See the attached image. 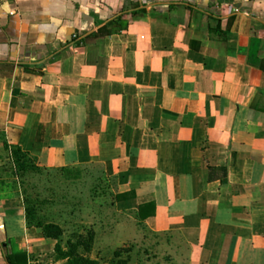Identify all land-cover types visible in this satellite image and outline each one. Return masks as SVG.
<instances>
[{"label":"crops","instance_id":"0c3cea01","mask_svg":"<svg viewBox=\"0 0 264 264\" xmlns=\"http://www.w3.org/2000/svg\"><path fill=\"white\" fill-rule=\"evenodd\" d=\"M4 140L100 165L174 264H264V0H0V168ZM55 243L0 171V264Z\"/></svg>","mask_w":264,"mask_h":264},{"label":"rangeland","instance_id":"374dc122","mask_svg":"<svg viewBox=\"0 0 264 264\" xmlns=\"http://www.w3.org/2000/svg\"><path fill=\"white\" fill-rule=\"evenodd\" d=\"M21 181L38 216L61 227L63 246L70 240L80 254L101 264H174L164 235L156 245L155 236L142 237L124 216L114 214V184L103 176L100 165L28 172ZM180 264H184L182 258Z\"/></svg>","mask_w":264,"mask_h":264},{"label":"trees","instance_id":"16d2710c","mask_svg":"<svg viewBox=\"0 0 264 264\" xmlns=\"http://www.w3.org/2000/svg\"><path fill=\"white\" fill-rule=\"evenodd\" d=\"M101 31L109 34L111 31L105 26L100 28ZM82 43V42H81ZM77 45H81L78 43ZM5 149L8 151V165L0 168V171L5 170L11 173L14 178V183L17 182L19 187H21V192L23 194V203L25 210V219L28 226H34L39 228L44 236L50 237L56 240L53 249V255L55 259H64L66 264H101L97 259H93L84 254H80L77 246H74L70 243V240H67V246L61 244V234L62 229L59 225L47 222L45 223L41 217L37 214V208L35 202H32L30 198L26 195V190L22 188L21 178L28 172H40L48 168H43L38 166L36 157L30 155L28 152L23 151L20 146L15 144H9L6 140L3 142ZM129 195V194H128ZM131 195V194H130ZM127 194H119L112 192V200L121 199L126 197ZM113 203V201H112ZM148 205H142L139 207V212L144 207ZM119 250L115 251V254H118ZM17 257H22L18 259ZM33 257V256H30ZM10 262L16 264L18 261H27V254L23 251H12L9 255ZM122 263H125L122 261Z\"/></svg>","mask_w":264,"mask_h":264},{"label":"built area","instance_id":"2783aa9c","mask_svg":"<svg viewBox=\"0 0 264 264\" xmlns=\"http://www.w3.org/2000/svg\"><path fill=\"white\" fill-rule=\"evenodd\" d=\"M80 44H81V42H80Z\"/></svg>","mask_w":264,"mask_h":264}]
</instances>
